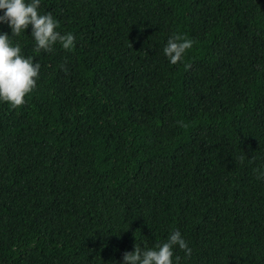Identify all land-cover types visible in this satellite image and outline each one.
<instances>
[{
    "label": "trees",
    "instance_id": "trees-1",
    "mask_svg": "<svg viewBox=\"0 0 264 264\" xmlns=\"http://www.w3.org/2000/svg\"><path fill=\"white\" fill-rule=\"evenodd\" d=\"M73 47L0 104V264H264V0H40ZM0 31L9 32L6 24ZM193 40L169 64V36Z\"/></svg>",
    "mask_w": 264,
    "mask_h": 264
},
{
    "label": "clouds",
    "instance_id": "clouds-1",
    "mask_svg": "<svg viewBox=\"0 0 264 264\" xmlns=\"http://www.w3.org/2000/svg\"><path fill=\"white\" fill-rule=\"evenodd\" d=\"M40 0H0V24H6L9 32L0 31V104L16 108L25 103V97L36 87L40 64L33 56L21 52V43L13 37L25 35L30 26L32 50L50 52L58 45L64 50L73 47L74 36L71 32L61 33L58 21L50 12H42ZM193 40L182 34L168 37L162 52L169 64L182 60ZM256 178L264 181V165L254 170ZM182 250L184 258L191 255L192 249L179 230H172L167 238L152 247L133 245L132 251L122 253L119 264H178L179 255L174 256L173 249ZM111 264H117L113 261Z\"/></svg>",
    "mask_w": 264,
    "mask_h": 264
}]
</instances>
